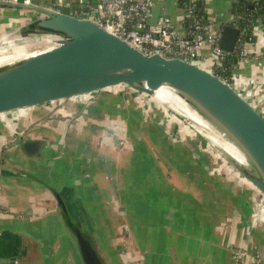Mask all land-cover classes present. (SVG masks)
I'll list each match as a JSON object with an SVG mask.
<instances>
[{
	"label": "crops",
	"instance_id": "crops-1",
	"mask_svg": "<svg viewBox=\"0 0 264 264\" xmlns=\"http://www.w3.org/2000/svg\"><path fill=\"white\" fill-rule=\"evenodd\" d=\"M234 1L203 0L212 32L229 26ZM12 12L20 10L0 8V29L9 24L19 29L27 22L10 23L16 18L9 16ZM183 12L176 0H155L147 23L155 25L166 15L181 32ZM255 33L237 72L251 87L255 84L264 101V29ZM204 51L209 54L208 47ZM140 93L147 95L144 101ZM162 107L167 108L152 94L107 88L39 134L37 153L5 150L0 264H81L62 236L67 233L51 195L21 177V170L71 188L89 213L97 239L111 234L120 245L117 235H129L145 264H160L163 250L166 264H236L237 250L245 254L239 257L242 264H264L263 194L211 142L203 145L191 135L184 116L164 114ZM182 178L212 193L204 210L186 208L178 193Z\"/></svg>",
	"mask_w": 264,
	"mask_h": 264
},
{
	"label": "water",
	"instance_id": "water-1",
	"mask_svg": "<svg viewBox=\"0 0 264 264\" xmlns=\"http://www.w3.org/2000/svg\"><path fill=\"white\" fill-rule=\"evenodd\" d=\"M0 8L30 11L16 33L35 38L33 43L18 44L25 55L0 64V174H5V150L37 153L39 134L98 92L127 85L153 95L164 87L200 117L207 125L200 126V132L264 196V117L215 71L182 58L146 55L95 21L42 6L0 1ZM237 36V29L225 26L222 49L233 51ZM11 46L0 48V54L11 55L7 48ZM226 140L244 159L223 149ZM20 175L51 195L80 263L109 264L92 235L89 213L71 188L56 187L22 170Z\"/></svg>",
	"mask_w": 264,
	"mask_h": 264
},
{
	"label": "built area",
	"instance_id": "built-area-1",
	"mask_svg": "<svg viewBox=\"0 0 264 264\" xmlns=\"http://www.w3.org/2000/svg\"><path fill=\"white\" fill-rule=\"evenodd\" d=\"M9 3L22 4L27 6H42L50 10L68 14L80 19L95 21L109 33L120 37L128 44L140 50L146 55L159 54L166 58L177 57L198 64L210 65L217 73L221 64L223 49L220 45L223 27L211 31L210 20L207 19L202 25L199 19L194 16L192 9L197 2L203 0H187L188 6L183 8L182 23L184 19L191 20L190 28L185 36L175 27L171 19L162 15L155 25L147 23V17L155 6V0H0ZM43 1V4L40 2ZM179 0H176L178 4ZM256 21L255 31L264 29V24ZM229 26L238 30L232 17ZM242 32L238 30L233 51L241 57V61L247 55L246 44L249 43ZM209 48V54L204 49ZM240 63V62H239ZM238 66V65H237ZM234 67L231 77H219L229 86L244 97L264 117V104L258 102L251 92L250 84L241 77ZM218 74V73H217ZM251 89V90H249ZM245 254L237 250L235 257L239 258Z\"/></svg>",
	"mask_w": 264,
	"mask_h": 264
},
{
	"label": "rangeland",
	"instance_id": "rangeland-1",
	"mask_svg": "<svg viewBox=\"0 0 264 264\" xmlns=\"http://www.w3.org/2000/svg\"><path fill=\"white\" fill-rule=\"evenodd\" d=\"M40 4H43V1H41ZM9 16L10 17L16 16V18L12 19V21H10V23H16L17 20H15V19H18V20L24 22L25 19H29V17H30L29 15L26 14V11H23V10H20V12H12L9 14ZM13 21H15V22H13ZM20 21H18V22H20ZM9 26L10 27L8 29H6V28L0 29V48H5L9 44L13 46V44L18 45V44H22V43H33V41L35 40V38L33 39L30 37H22L18 33H16V28H15L16 24H12V25L9 24ZM8 33L9 34L11 33V34L9 35ZM200 65L212 70L210 65H207V64H200ZM236 71H239V69ZM247 82L250 83L249 81H247ZM252 85H253V87H251V88H253V89L252 90L249 89V90H251V92L253 93L254 97L258 100V102L260 101L261 103L264 104V101L258 99V97H257L258 96L257 95L258 89H255V87H254L255 84H252ZM120 87L123 89L130 88L127 85H120L116 88H109V89H121ZM260 95H261V93H260ZM140 97H142V99L144 101L147 98V95L140 93ZM261 97H263V96H261ZM154 99L156 100V98H154ZM166 107L167 108H165V109L162 107L164 114L175 113L172 109H170L168 107L167 104H166ZM166 109H167V111H166ZM182 118H183L184 122L187 124L188 131L191 135L194 134L196 137L200 138L202 140V141L201 140L200 141L203 143V145H205V142L207 144L210 142L209 139H206L202 135V134H204L203 130L201 131L202 133L196 132V130H199L200 128L203 129V127L196 125L193 121H191L187 117H182ZM166 119L167 118L164 115H162V117L160 118L161 121H164L163 122L164 124L167 121ZM151 126L156 128V129L158 128V127H156V125H153V124ZM212 135H214V134H212ZM214 148L219 150L218 152H222L219 147H214ZM221 156L219 157L220 161H222ZM223 156H224V153H223ZM206 160L210 161V159H208V157ZM172 164H173V162H172ZM185 181L187 183H184ZM191 181H192V179H183L182 178L181 182L183 184L181 185L180 190H178L179 191L178 193L181 196L180 198L184 201V203H186V206H187L186 208H188L189 211L191 210L192 213H194V212L198 213L200 210H204V207L208 204L205 202V199L208 196V194L211 195L212 193L208 190H204V192H202V191L200 192V188L198 187V185H191ZM209 211L210 210H207V212H209ZM158 222L160 223L161 221H158ZM92 235L94 236V240L98 246L99 251L101 252L103 257L106 258V260L109 262V264H145L143 261L144 258L138 254V253H140V251L137 252L138 250H136V249H135L136 250L135 251L133 246L131 245V243L129 241V235H124L127 238H122V239H121L120 235H117V241H121V243L119 242L120 245H116V241L115 240L113 241V239H112L113 237L111 234H102V235H100L99 239H97L99 237V235H96L95 233H93ZM62 236L64 237L65 241L68 240L67 234H64V235L62 234ZM161 260L162 261H160V264H163V263L166 264V252H165V250H163V252H162ZM239 260H240V258H238V261H236V264H242L241 261H239ZM192 264H194L193 261H192ZM201 264H204V263L201 262Z\"/></svg>",
	"mask_w": 264,
	"mask_h": 264
},
{
	"label": "trees",
	"instance_id": "trees-1",
	"mask_svg": "<svg viewBox=\"0 0 264 264\" xmlns=\"http://www.w3.org/2000/svg\"><path fill=\"white\" fill-rule=\"evenodd\" d=\"M178 5L182 8L188 6L187 0H179ZM232 17L237 25V28L248 40L254 36V23L260 21L264 24V0H235L231 6ZM194 16H196L202 25L207 22L204 12V5L197 2L192 9ZM191 20L184 19L182 36H185L190 28ZM249 56L248 54L244 57ZM241 61V57L234 51H223L221 56V64L217 70L218 75L224 78H230L234 67Z\"/></svg>",
	"mask_w": 264,
	"mask_h": 264
},
{
	"label": "bare ground",
	"instance_id": "bare-ground-1",
	"mask_svg": "<svg viewBox=\"0 0 264 264\" xmlns=\"http://www.w3.org/2000/svg\"><path fill=\"white\" fill-rule=\"evenodd\" d=\"M20 47L21 46L16 47L15 44H13V46H11V47H7L8 49L11 48L10 51H12V54L11 55H8V54H2L1 55L0 54V64L5 63L6 61H9L12 58L15 59V58H18L22 55H25L24 51L21 50ZM2 51L4 52L6 50L2 49ZM153 95H154V98L157 97L160 99L159 100L156 98V101L158 103H163L165 105L167 104L168 107L170 109H172L175 113L191 119L198 126L207 127V125L203 123V121L200 119V117L198 115H196L195 113H193L189 109H187L186 106H184L182 103H180L169 91L166 90V88H164V87L159 88L158 90L155 91V93ZM214 131L217 132L221 137L224 138V136L221 133H219L215 129H214ZM233 147L234 146L226 140V144L223 146V149L225 151H227V153H229L231 156L238 159L239 161L244 159L243 156L240 157L239 156L240 154L239 155L237 154L238 151Z\"/></svg>",
	"mask_w": 264,
	"mask_h": 264
},
{
	"label": "flooded vegetation",
	"instance_id": "flooded-vegetation-1",
	"mask_svg": "<svg viewBox=\"0 0 264 264\" xmlns=\"http://www.w3.org/2000/svg\"><path fill=\"white\" fill-rule=\"evenodd\" d=\"M165 252H166V250H165Z\"/></svg>",
	"mask_w": 264,
	"mask_h": 264
}]
</instances>
